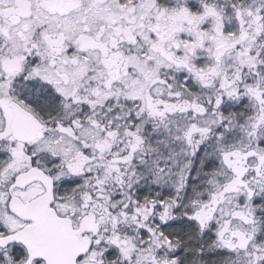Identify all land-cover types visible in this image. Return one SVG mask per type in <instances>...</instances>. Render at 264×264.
Instances as JSON below:
<instances>
[{
	"label": "snow or ice",
	"instance_id": "1",
	"mask_svg": "<svg viewBox=\"0 0 264 264\" xmlns=\"http://www.w3.org/2000/svg\"><path fill=\"white\" fill-rule=\"evenodd\" d=\"M0 264H264V0H0Z\"/></svg>",
	"mask_w": 264,
	"mask_h": 264
}]
</instances>
